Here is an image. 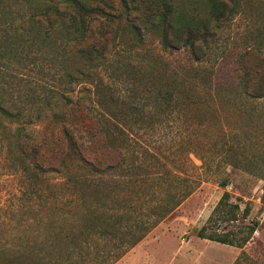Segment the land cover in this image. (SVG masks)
I'll use <instances>...</instances> for the list:
<instances>
[{
	"label": "rangeland",
	"instance_id": "rangeland-1",
	"mask_svg": "<svg viewBox=\"0 0 264 264\" xmlns=\"http://www.w3.org/2000/svg\"><path fill=\"white\" fill-rule=\"evenodd\" d=\"M227 1L238 5L237 12L221 25L205 52L197 54L199 58L189 47L166 49L160 37L149 31L141 40L125 33L102 57L90 58L81 51L82 45L67 35L66 21L56 16L45 20L46 33L36 43L22 42L17 36L22 35L23 18L17 12L10 16L0 11V92L24 113H32L19 125L26 126V131L46 147L53 146L51 133L71 118L68 109L61 106L62 95L83 98L92 104L94 113L109 128L111 140L122 144L125 153L121 165L99 173L84 158L82 147L71 143L70 153L63 157V170L47 175L52 186L58 189L65 185L67 190L62 201L55 203L53 199L49 204L56 210L62 208L52 217L54 222L48 220L32 231L30 241L37 249L64 243L75 252L74 257L80 255L78 264H95L96 260L97 264H264V180L226 167L221 173L229 180L226 187L214 177L201 181L189 178V186L184 187L183 174L166 173L181 165L186 168L184 174L195 175L207 147L198 145L191 100L174 99L169 104L157 94L167 82L165 75L176 76L174 84L185 81L201 85L202 92L209 89L213 94H204L202 99L222 109L231 129L246 119L257 123L258 149L264 150V99L258 100L257 116L250 121L235 92L214 91L218 75L227 83L236 81L235 62L242 51L264 53V0ZM182 3L190 12L206 16L205 2ZM10 4L17 7L12 1ZM19 7L24 6L15 11L19 12ZM47 96L52 101L45 105ZM82 134L74 135L75 141L87 137ZM21 176L9 170L0 148V225L7 223L1 230V241L12 249L17 264H53L25 250L26 238L16 224L28 215L21 211L10 214L20 203ZM160 180L170 184L169 189L164 190ZM225 191L240 204L239 220L220 222L211 230L238 232L243 225L258 223L243 248L196 235ZM247 205L250 212L245 218ZM130 223L140 229L130 228ZM59 226L74 229L69 238L58 234ZM100 259L105 261L98 262Z\"/></svg>",
	"mask_w": 264,
	"mask_h": 264
},
{
	"label": "trees",
	"instance_id": "trees-1",
	"mask_svg": "<svg viewBox=\"0 0 264 264\" xmlns=\"http://www.w3.org/2000/svg\"><path fill=\"white\" fill-rule=\"evenodd\" d=\"M10 1L17 7H24L21 9L19 7V12L15 11L18 8H12ZM25 1L29 3L28 6L23 3V0H0V11L3 14L13 16L17 12L23 18L22 35L20 33L17 36L22 42L30 40L36 43L38 37L46 33L45 20L54 16L61 17L68 24L67 35L81 44V51L90 58L102 57L110 45L114 46L119 41L118 37L121 38L125 33H131L141 40L148 31L158 35L166 49L189 47L196 54V58H199L198 55L201 56L205 52L204 47H209V40L216 35L224 22L235 15L238 9L237 4H230L227 0H190L198 3L205 2L206 16H200L193 9V13L190 12L188 8L183 7L182 0ZM146 27L148 30L145 29ZM252 53L253 51L249 49L238 55L235 62L236 81H234L236 83H227L218 75L214 88L217 94L225 91L235 92L237 98L246 107L248 113L244 114L250 121L257 116L258 100L264 99V53L260 50L257 55ZM164 77L167 82L161 84L157 94H160L164 102L168 101L169 104L174 99L191 100L195 107L193 120L197 122V133L200 138L197 141L198 145L202 148L207 147L205 153L200 155L203 164L197 168L200 171L195 175L184 174L186 168L181 165L176 167V171L167 170L166 173L183 174L181 183L184 181V187L189 186V178L201 181L211 177L218 178L219 184L226 187L229 180L221 176L226 167L240 169L264 180V159H260L264 157V150L258 149V124L246 122V119L236 129H231L222 109H218L206 98L202 99L204 94H213L209 89L202 92L199 84L187 85L184 81L186 78H183L184 82L178 81L174 84L173 80L178 78L173 74ZM228 80L230 78L226 79ZM46 98L48 99H43V102L48 105L52 99L48 96ZM62 98L61 106L68 109L71 118L68 124H60L58 129L51 133L49 141L53 146L46 147L32 133L26 131V126L19 125L24 117L29 119L32 113H24L0 92V148L5 152V161L9 170L22 175L20 203L17 209L10 210V214L14 215V212L21 211L28 215L16 224L26 238L25 250L32 252L36 259L46 258L49 263L78 264L76 261H80V255L76 254L74 257L75 252L69 251L64 243H54L46 248L37 249L33 241H30L35 227H39L48 220L50 223L54 222L53 216H58L62 208L56 210L49 204L53 199L55 203L62 201L64 192L67 190L65 185L63 188L58 186V189L52 186L47 180V175L63 170V157L70 153L71 143H78L82 147L84 158L99 173L121 165L124 162L125 153L121 147L122 144L111 140L109 128L106 127L102 118L94 113L89 101L83 98L74 100L65 95H62ZM247 103L254 105L250 106ZM82 132H85L87 137L75 141L74 135L83 137ZM71 180L75 181L74 178ZM160 181V186L164 190L169 189L170 184ZM156 184L158 183L154 186ZM168 199L173 200L171 195ZM262 201L264 203V191ZM239 210L240 204L232 201L230 192L225 191L207 223L196 230V235L202 239L243 248L253 237L258 223L243 225L238 232L220 233L211 230L220 222L238 221ZM249 212L250 208L247 205L243 212L245 218ZM11 220L10 217L8 221ZM6 224L0 225V264H17L11 252L12 249L7 248L1 241L3 237L1 230ZM154 224L151 223V226ZM131 225L140 229L137 224L130 223L129 227ZM73 230V228L66 230L59 226L58 234L69 238ZM59 235L55 237L58 238ZM14 252L17 253V251ZM103 261L105 260L100 259L98 262ZM95 262L97 264V260Z\"/></svg>",
	"mask_w": 264,
	"mask_h": 264
}]
</instances>
